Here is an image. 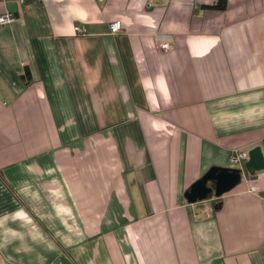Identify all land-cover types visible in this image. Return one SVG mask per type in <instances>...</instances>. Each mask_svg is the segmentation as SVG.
<instances>
[{
    "label": "crops",
    "instance_id": "0c3cea01",
    "mask_svg": "<svg viewBox=\"0 0 264 264\" xmlns=\"http://www.w3.org/2000/svg\"><path fill=\"white\" fill-rule=\"evenodd\" d=\"M214 2L0 0V264H264V169L184 196L264 157V0Z\"/></svg>",
    "mask_w": 264,
    "mask_h": 264
},
{
    "label": "water",
    "instance_id": "95a60500",
    "mask_svg": "<svg viewBox=\"0 0 264 264\" xmlns=\"http://www.w3.org/2000/svg\"><path fill=\"white\" fill-rule=\"evenodd\" d=\"M247 155L248 158L243 164V169L236 167H210L184 193L186 201L194 203L208 199L212 195L220 197L239 183L244 170L252 174L264 169V157L259 146L248 150Z\"/></svg>",
    "mask_w": 264,
    "mask_h": 264
},
{
    "label": "built area",
    "instance_id": "2783aa9c",
    "mask_svg": "<svg viewBox=\"0 0 264 264\" xmlns=\"http://www.w3.org/2000/svg\"><path fill=\"white\" fill-rule=\"evenodd\" d=\"M18 2L23 3L24 0H18ZM14 20H15V17L11 10H6L4 13L0 14V25L12 23ZM73 30L75 33H85V28L80 24L74 25ZM109 30H110V33L112 34L119 32L120 31L119 21L111 22L109 24ZM159 47L162 50H166L169 47V44L168 42L164 41L160 43ZM247 158H248L247 151L236 149L232 151L228 159H229V162L233 164L236 168L243 169V164L247 160Z\"/></svg>",
    "mask_w": 264,
    "mask_h": 264
},
{
    "label": "trees",
    "instance_id": "16d2710c",
    "mask_svg": "<svg viewBox=\"0 0 264 264\" xmlns=\"http://www.w3.org/2000/svg\"><path fill=\"white\" fill-rule=\"evenodd\" d=\"M206 7L210 9H221L222 10L226 7V0H216V2L212 3L211 5H207ZM243 173L247 176H251V174L247 173L245 170L243 171ZM219 198L220 197H214V199L212 200V207L214 209H217L219 206Z\"/></svg>",
    "mask_w": 264,
    "mask_h": 264
},
{
    "label": "rangeland",
    "instance_id": "374dc122",
    "mask_svg": "<svg viewBox=\"0 0 264 264\" xmlns=\"http://www.w3.org/2000/svg\"><path fill=\"white\" fill-rule=\"evenodd\" d=\"M212 198H214V196L212 195ZM209 199V198H208Z\"/></svg>",
    "mask_w": 264,
    "mask_h": 264
}]
</instances>
